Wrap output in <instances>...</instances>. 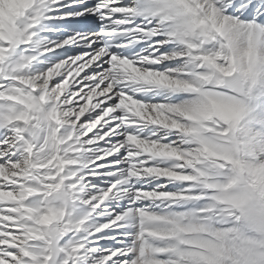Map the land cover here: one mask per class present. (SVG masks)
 Wrapping results in <instances>:
<instances>
[{
    "label": "snow or ice",
    "instance_id": "obj_1",
    "mask_svg": "<svg viewBox=\"0 0 264 264\" xmlns=\"http://www.w3.org/2000/svg\"><path fill=\"white\" fill-rule=\"evenodd\" d=\"M0 264H264V0H17Z\"/></svg>",
    "mask_w": 264,
    "mask_h": 264
},
{
    "label": "bare ground",
    "instance_id": "obj_2",
    "mask_svg": "<svg viewBox=\"0 0 264 264\" xmlns=\"http://www.w3.org/2000/svg\"><path fill=\"white\" fill-rule=\"evenodd\" d=\"M17 0H12V3L5 5L4 0H0V28H3L8 18L15 14Z\"/></svg>",
    "mask_w": 264,
    "mask_h": 264
}]
</instances>
